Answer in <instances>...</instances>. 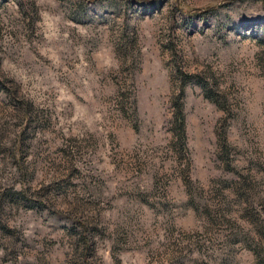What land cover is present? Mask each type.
<instances>
[{
  "label": "rangeland",
  "instance_id": "obj_1",
  "mask_svg": "<svg viewBox=\"0 0 264 264\" xmlns=\"http://www.w3.org/2000/svg\"><path fill=\"white\" fill-rule=\"evenodd\" d=\"M0 264H264V0H0Z\"/></svg>",
  "mask_w": 264,
  "mask_h": 264
},
{
  "label": "trees",
  "instance_id": "obj_2",
  "mask_svg": "<svg viewBox=\"0 0 264 264\" xmlns=\"http://www.w3.org/2000/svg\"><path fill=\"white\" fill-rule=\"evenodd\" d=\"M175 119H176L177 125L181 129L182 128V117H181V114L180 113H176Z\"/></svg>",
  "mask_w": 264,
  "mask_h": 264
}]
</instances>
